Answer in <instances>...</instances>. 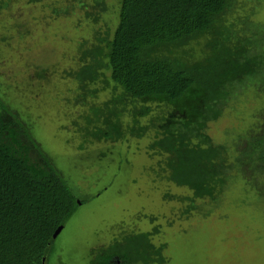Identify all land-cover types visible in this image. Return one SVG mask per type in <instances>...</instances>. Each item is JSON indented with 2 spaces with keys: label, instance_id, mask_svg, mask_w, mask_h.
<instances>
[{
  "label": "trees",
  "instance_id": "trees-1",
  "mask_svg": "<svg viewBox=\"0 0 264 264\" xmlns=\"http://www.w3.org/2000/svg\"><path fill=\"white\" fill-rule=\"evenodd\" d=\"M13 1L0 0V12ZM257 6L256 0H117L113 5L62 0L53 5L58 16L78 13L95 25L104 20L79 43L75 64L65 69L74 83L66 104L80 109L65 113L67 122L55 128L56 135L63 133L66 143L76 136L86 158L100 144L147 138L149 153L159 158L151 169L192 192L181 198L191 201L185 213L195 210L196 199L215 200L231 178V153L228 145L214 142L209 123L251 83L264 86V22L253 18ZM112 8L115 24L104 18ZM48 72L37 68L38 76H31L41 83ZM55 97L58 101L60 94ZM32 103L15 108L14 100L9 104L0 97V264H51L60 234L88 202H79L67 177L70 156L65 167L58 166L42 146L43 138L50 139V124L44 119L36 124L38 106ZM261 123L249 131L237 163L264 178ZM53 139L50 146L58 150ZM158 230L113 234L88 264H166V244L153 241Z\"/></svg>",
  "mask_w": 264,
  "mask_h": 264
},
{
  "label": "rangeland",
  "instance_id": "rangeland-1",
  "mask_svg": "<svg viewBox=\"0 0 264 264\" xmlns=\"http://www.w3.org/2000/svg\"><path fill=\"white\" fill-rule=\"evenodd\" d=\"M61 1L15 0L0 12V97L9 104L14 100L15 108L20 102L38 106L36 124L42 125L41 119L50 124L46 135L52 142L57 138L58 150L50 146V139L43 138L42 146L58 166L65 167V156H70L67 177L80 203L95 197L89 205L82 203L60 234L51 264H88L92 252L117 233L153 232L155 227L159 230L153 241L166 244V264H264V178L249 172V165L237 163L242 156L238 150L248 145L249 131L261 123L264 86L251 83L219 119L209 123L214 142L229 146L232 175L215 200L196 199L195 210L185 213L191 201L181 198L192 197V192L151 169L159 158L149 153L147 138L100 144L102 148L86 158L85 151L77 149L76 136L66 143L61 141L63 133L56 135L55 128L67 122L65 113L76 109L66 104L74 83L65 69L75 64L79 43L104 26V20L95 25L78 13L56 15L52 7ZM116 1L108 0L112 5ZM256 2L253 18L264 22V0ZM114 11L104 15L112 24ZM37 68L49 71L41 83L31 76H38ZM57 93L59 105L54 99ZM168 195L178 198L168 199Z\"/></svg>",
  "mask_w": 264,
  "mask_h": 264
},
{
  "label": "water",
  "instance_id": "water-1",
  "mask_svg": "<svg viewBox=\"0 0 264 264\" xmlns=\"http://www.w3.org/2000/svg\"><path fill=\"white\" fill-rule=\"evenodd\" d=\"M64 228V225H62V226H60L57 230H56V232L54 233V236L56 237L60 232H61V230Z\"/></svg>",
  "mask_w": 264,
  "mask_h": 264
}]
</instances>
